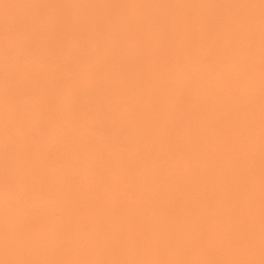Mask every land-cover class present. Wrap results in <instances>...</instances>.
<instances>
[{
    "label": "bare ground",
    "instance_id": "1",
    "mask_svg": "<svg viewBox=\"0 0 264 264\" xmlns=\"http://www.w3.org/2000/svg\"><path fill=\"white\" fill-rule=\"evenodd\" d=\"M259 3L0 0V37L63 48L44 47L39 90L25 85L47 178L13 221L35 245L28 258L260 264ZM101 112L111 137L92 131ZM237 237L252 245L230 246Z\"/></svg>",
    "mask_w": 264,
    "mask_h": 264
},
{
    "label": "snow or ice",
    "instance_id": "2",
    "mask_svg": "<svg viewBox=\"0 0 264 264\" xmlns=\"http://www.w3.org/2000/svg\"><path fill=\"white\" fill-rule=\"evenodd\" d=\"M255 5H238V7H254ZM260 37H261V227H260V248L264 255V0H260ZM6 39L15 40L17 47L6 48V56H15L18 69L14 73L6 74L4 81V96L6 112H15L14 123L6 121L3 131V182L5 187L15 195L6 203L5 234L9 237L24 236L14 225V218H18L27 212L26 201L39 194L42 185L47 178L36 168V154L30 149L29 144L35 141L36 134L30 126L31 120L37 115L38 108L21 107L19 100L22 96L28 95L30 89L26 83L32 82L37 87L32 91L39 90L41 74L34 71L30 65L35 62H43L41 50L44 47H51L57 53H62L63 48L59 40L53 44L51 39L42 34L14 35L11 32L5 34ZM238 57V50L233 47L225 49V62L235 64ZM29 65V66H26ZM220 71V69H213ZM226 75V73H225ZM92 129L99 128L103 135L111 137L112 130L105 121L113 120L111 113L101 112L99 116L90 115ZM99 119V124L97 123ZM46 131V130H42ZM144 135L149 134L147 128L143 129ZM67 138V134L65 133ZM23 137L25 143H21ZM121 145V148H126ZM228 244L236 248H248L252 245L251 237H237L230 239ZM16 254L19 258L5 259L4 264H255L254 261H137V260H36L28 258L32 253L28 251L27 243L21 239L16 245ZM264 264V259L260 261Z\"/></svg>",
    "mask_w": 264,
    "mask_h": 264
},
{
    "label": "clouds",
    "instance_id": "3",
    "mask_svg": "<svg viewBox=\"0 0 264 264\" xmlns=\"http://www.w3.org/2000/svg\"><path fill=\"white\" fill-rule=\"evenodd\" d=\"M17 47L15 40H8L5 36L0 37V138L3 142V131L5 128L6 121L9 123H14L15 112L13 110H8L6 112L5 106V96H4V81L5 75L11 74L17 71L18 63L15 56H6V48L14 49ZM29 66V65H26ZM30 65V67H32ZM19 103H23L26 107L31 103V97L29 95L22 96ZM95 133L103 135V132L99 128L92 129ZM0 171H2V180H0V209L3 210L4 214V227L0 230V264H4L5 259H15L19 258L16 254V243L18 240L23 239L28 245V251L32 253L35 250L34 243L27 237H21L19 235L9 237L5 234V221H6V203L10 198L14 197V193L5 187L3 182V155L2 162H0Z\"/></svg>",
    "mask_w": 264,
    "mask_h": 264
}]
</instances>
